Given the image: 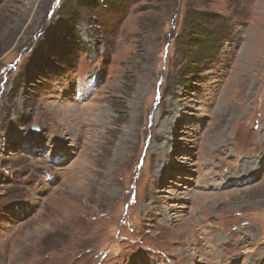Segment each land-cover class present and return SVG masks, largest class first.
<instances>
[{
    "label": "rangeland",
    "instance_id": "1",
    "mask_svg": "<svg viewBox=\"0 0 264 264\" xmlns=\"http://www.w3.org/2000/svg\"><path fill=\"white\" fill-rule=\"evenodd\" d=\"M75 1L0 0V264H264V0H92L39 62ZM189 4L227 31L180 83Z\"/></svg>",
    "mask_w": 264,
    "mask_h": 264
},
{
    "label": "trees",
    "instance_id": "2",
    "mask_svg": "<svg viewBox=\"0 0 264 264\" xmlns=\"http://www.w3.org/2000/svg\"><path fill=\"white\" fill-rule=\"evenodd\" d=\"M117 1L119 0H111L109 6ZM75 3L76 4H70L68 2V4L62 5L59 9L60 15L58 16L57 21L49 25V29L45 31L44 38H46V40L44 43L40 42L41 47L39 48L40 50L38 49L37 51V55L40 58L39 62H45V59L41 56L43 48L45 49V47L50 50V53L54 57L49 60V62H61L65 55H67L65 52L66 50H64L65 48L61 50L57 43L56 46L54 45V39H56L55 35L56 33H59L61 29L66 32L61 41L66 39L64 42L69 43L68 40L70 39L72 45L73 43H78L77 41L80 36L76 29V25L81 22V19L77 9L79 6L92 8L93 6H96V4H93L92 0H76ZM235 17L242 18L238 15H235ZM183 20L184 26L177 35V42L180 45V48L188 47L193 53L189 52V60H185L184 65H182L177 72L176 81L180 83H182L181 79L188 82L191 81L190 79H193V81L197 79V74L200 71L198 65L202 66L204 63L207 64L213 59V57H215L214 55L218 52L220 46L224 42L226 37L225 32L227 31V26L223 21L225 18H223L222 15L193 8L190 4L183 16ZM45 43L46 45H44ZM189 65L190 67L193 65V67L190 68ZM52 68L53 66H50V68L45 69L46 72H41L43 74H39V76L44 79L50 74H55L56 71ZM34 71H36L35 68L34 70L33 68L32 70L27 69L25 74L26 78L33 80Z\"/></svg>",
    "mask_w": 264,
    "mask_h": 264
},
{
    "label": "water",
    "instance_id": "3",
    "mask_svg": "<svg viewBox=\"0 0 264 264\" xmlns=\"http://www.w3.org/2000/svg\"><path fill=\"white\" fill-rule=\"evenodd\" d=\"M33 130H34V132H36V131H37V130H36V128H34Z\"/></svg>",
    "mask_w": 264,
    "mask_h": 264
}]
</instances>
